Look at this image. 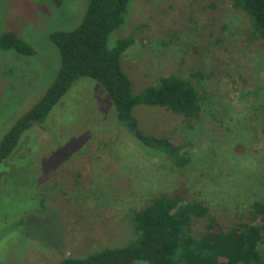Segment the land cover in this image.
<instances>
[{"label": "rangeland", "instance_id": "374dc122", "mask_svg": "<svg viewBox=\"0 0 264 264\" xmlns=\"http://www.w3.org/2000/svg\"><path fill=\"white\" fill-rule=\"evenodd\" d=\"M82 1L0 0V34L13 30L35 48H0V141L52 82L60 53L50 32L77 25ZM126 12L109 46L134 39L122 55L134 90L177 73L200 92L191 120L159 105L133 109L144 133L169 137L189 160L177 165L145 146L119 123L106 88L78 77L0 163V264H56L126 245L132 211L161 193L205 202L187 228L196 236L253 221L264 198V38L234 0H131Z\"/></svg>", "mask_w": 264, "mask_h": 264}, {"label": "trees", "instance_id": "16d2710c", "mask_svg": "<svg viewBox=\"0 0 264 264\" xmlns=\"http://www.w3.org/2000/svg\"><path fill=\"white\" fill-rule=\"evenodd\" d=\"M61 7L66 0H51ZM131 0H83L80 22L71 29H53L51 40L60 53V65L41 98L21 114L0 141V163L19 145L32 123H42L49 112L81 76L98 80L110 94L120 124L138 136L158 155L170 157L177 165L188 162L182 146L169 137L144 133L133 109L139 104L163 106L188 120L201 111L200 92L177 73L159 78L156 85L135 91L122 64V55L134 42L120 37L109 46L110 34L126 18ZM251 18L255 35L264 38V0H234ZM0 48L19 54L35 53L34 46L13 30L0 34ZM252 222L227 229H208L196 236L187 231L195 216L204 215L202 200L188 201L178 193H161L145 206L133 210L135 238L123 246H102L86 254L65 255L56 264H118L137 260L148 264H264V198L253 202Z\"/></svg>", "mask_w": 264, "mask_h": 264}]
</instances>
